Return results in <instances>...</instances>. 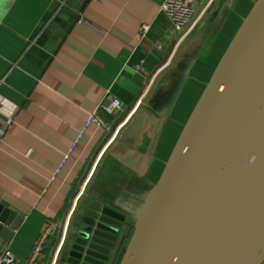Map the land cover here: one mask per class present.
I'll use <instances>...</instances> for the list:
<instances>
[{
	"label": "crops",
	"instance_id": "crops-1",
	"mask_svg": "<svg viewBox=\"0 0 264 264\" xmlns=\"http://www.w3.org/2000/svg\"><path fill=\"white\" fill-rule=\"evenodd\" d=\"M165 1L0 0V208L14 215L0 222V251L27 263L50 230L40 261L56 264L90 198L130 221L122 263L215 72L204 83L193 75L197 64L209 69L211 43L259 0H214L188 35L162 14ZM143 24L151 26L145 37ZM109 94L122 110L80 138Z\"/></svg>",
	"mask_w": 264,
	"mask_h": 264
},
{
	"label": "water",
	"instance_id": "water-1",
	"mask_svg": "<svg viewBox=\"0 0 264 264\" xmlns=\"http://www.w3.org/2000/svg\"><path fill=\"white\" fill-rule=\"evenodd\" d=\"M218 65L121 264L264 262V0ZM13 217L0 208L1 223ZM129 228L125 214L86 198L56 264H118Z\"/></svg>",
	"mask_w": 264,
	"mask_h": 264
},
{
	"label": "built area",
	"instance_id": "built-area-1",
	"mask_svg": "<svg viewBox=\"0 0 264 264\" xmlns=\"http://www.w3.org/2000/svg\"><path fill=\"white\" fill-rule=\"evenodd\" d=\"M213 2L214 0H166L162 5L161 12L169 20L178 34L188 35L203 15L207 13ZM150 29V25L143 24L141 28L142 37H145L150 32ZM106 100L107 101L102 103L85 122L80 133V138H82L86 131L94 124L106 127L107 123L104 116H115L122 110L123 103L118 97L109 94L106 97ZM11 124L12 121H9L8 126ZM4 133L5 130L0 131V141L2 140ZM49 233L50 230L43 234L29 262L23 263L10 249H6L0 251V264H43L40 261V258Z\"/></svg>",
	"mask_w": 264,
	"mask_h": 264
},
{
	"label": "rangeland",
	"instance_id": "rangeland-1",
	"mask_svg": "<svg viewBox=\"0 0 264 264\" xmlns=\"http://www.w3.org/2000/svg\"><path fill=\"white\" fill-rule=\"evenodd\" d=\"M243 8H245V10H247L246 5ZM245 10L242 11V14H245L244 13ZM245 20L246 19L242 20L241 25L243 24V22ZM241 25H240V20H238L237 18H232V19H230V21H227V26L223 30L222 34L220 35L221 37L219 36L218 38H216V40L213 43H211V45H210L211 47H209V50L205 54V59H208V61H209V66H210V67H208L209 69L207 70V69L202 68L198 63L193 75H197L198 78L204 83L206 81H208L209 76L212 73V70L215 71V69L217 67L216 63L219 61L220 56L223 55L224 50L227 48V46L229 47L230 43L232 42V40L237 35L236 33L239 32ZM198 46L199 45L197 44L196 49L199 48ZM210 61H211V63H210ZM193 82H194V80H193ZM185 113L186 112L182 113V114H184L181 116L183 118H179V121L181 123L185 122V119L187 117V114H185ZM177 130H179V128ZM171 135H174V134H171Z\"/></svg>",
	"mask_w": 264,
	"mask_h": 264
}]
</instances>
